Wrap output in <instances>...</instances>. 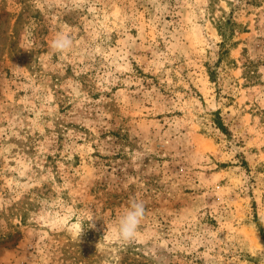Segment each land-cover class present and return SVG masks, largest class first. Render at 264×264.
Instances as JSON below:
<instances>
[{
  "label": "rangeland",
  "instance_id": "374dc122",
  "mask_svg": "<svg viewBox=\"0 0 264 264\" xmlns=\"http://www.w3.org/2000/svg\"><path fill=\"white\" fill-rule=\"evenodd\" d=\"M261 234L264 0H0V264H264Z\"/></svg>",
  "mask_w": 264,
  "mask_h": 264
},
{
  "label": "clouds",
  "instance_id": "9594fccd",
  "mask_svg": "<svg viewBox=\"0 0 264 264\" xmlns=\"http://www.w3.org/2000/svg\"><path fill=\"white\" fill-rule=\"evenodd\" d=\"M72 39L70 36L63 33L59 34L51 43V48L56 53H65L72 46ZM145 205L142 201L133 200L129 208L119 218L117 226L114 229L115 238L122 243H131L136 240L138 229L145 216ZM93 217L90 218V228L95 227L92 223ZM78 232L82 234L85 230L77 224Z\"/></svg>",
  "mask_w": 264,
  "mask_h": 264
},
{
  "label": "trees",
  "instance_id": "16d2710c",
  "mask_svg": "<svg viewBox=\"0 0 264 264\" xmlns=\"http://www.w3.org/2000/svg\"><path fill=\"white\" fill-rule=\"evenodd\" d=\"M229 22L227 21L226 23L219 22L217 25L218 31L220 32L221 37L223 38V42L221 46H224L227 44V41L229 42V39L231 35L233 34V30L229 27ZM225 50V49H224ZM226 52V50H225ZM222 127V126H220ZM224 129V128H221ZM262 240H264V234H261Z\"/></svg>",
  "mask_w": 264,
  "mask_h": 264
}]
</instances>
